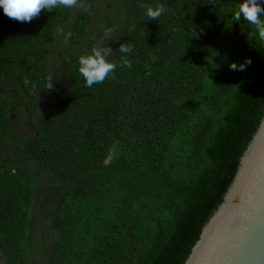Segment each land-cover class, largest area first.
I'll return each mask as SVG.
<instances>
[{
  "label": "trees",
  "instance_id": "16d2710c",
  "mask_svg": "<svg viewBox=\"0 0 264 264\" xmlns=\"http://www.w3.org/2000/svg\"><path fill=\"white\" fill-rule=\"evenodd\" d=\"M236 3L0 8V264L184 263L264 116V41ZM109 27L131 67L88 88L78 58Z\"/></svg>",
  "mask_w": 264,
  "mask_h": 264
},
{
  "label": "water",
  "instance_id": "95a60500",
  "mask_svg": "<svg viewBox=\"0 0 264 264\" xmlns=\"http://www.w3.org/2000/svg\"><path fill=\"white\" fill-rule=\"evenodd\" d=\"M183 264H264V116Z\"/></svg>",
  "mask_w": 264,
  "mask_h": 264
},
{
  "label": "clouds",
  "instance_id": "9594fccd",
  "mask_svg": "<svg viewBox=\"0 0 264 264\" xmlns=\"http://www.w3.org/2000/svg\"><path fill=\"white\" fill-rule=\"evenodd\" d=\"M79 3L80 0H0V8L8 17L30 23L41 10L52 11L61 7L71 9L79 6ZM145 9L147 19L152 20H157L168 12L164 3H157L154 6L145 5ZM229 13L232 17L231 22H239L242 29L245 25L251 29L247 32L248 39L258 38L264 41V0H237L235 6L229 9ZM242 21L246 23L242 24ZM113 32L114 29L106 28L103 37L78 58L77 70L88 88L114 75L118 63L131 67L127 54L132 48L127 42L119 43L120 60L114 59V49L109 41L117 40L118 37L114 38ZM227 62L231 70L242 72L252 61L250 57H244L240 61L228 60ZM53 87V83H50L47 88Z\"/></svg>",
  "mask_w": 264,
  "mask_h": 264
},
{
  "label": "rangeland",
  "instance_id": "374dc122",
  "mask_svg": "<svg viewBox=\"0 0 264 264\" xmlns=\"http://www.w3.org/2000/svg\"><path fill=\"white\" fill-rule=\"evenodd\" d=\"M60 52V51H59ZM59 59H62V56H59L58 54L56 55V58H55V61H58ZM20 135H26L25 133H24V130L23 129H19L18 131H17Z\"/></svg>",
  "mask_w": 264,
  "mask_h": 264
}]
</instances>
